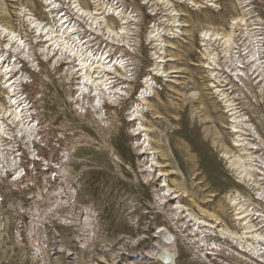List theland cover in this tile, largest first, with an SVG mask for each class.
I'll list each match as a JSON object with an SVG mask.
<instances>
[{"label": "rangeland", "instance_id": "374dc122", "mask_svg": "<svg viewBox=\"0 0 264 264\" xmlns=\"http://www.w3.org/2000/svg\"><path fill=\"white\" fill-rule=\"evenodd\" d=\"M0 264H264V0H0Z\"/></svg>", "mask_w": 264, "mask_h": 264}, {"label": "bare ground", "instance_id": "6f19581e", "mask_svg": "<svg viewBox=\"0 0 264 264\" xmlns=\"http://www.w3.org/2000/svg\"><path fill=\"white\" fill-rule=\"evenodd\" d=\"M166 197L169 198L168 195ZM165 239L167 240V239H170V238L168 237V238H165ZM159 253H160V256L166 261L165 263L170 261L172 255L170 254V247H169V243L167 241L163 240V243L161 245V248H160L158 254Z\"/></svg>", "mask_w": 264, "mask_h": 264}]
</instances>
